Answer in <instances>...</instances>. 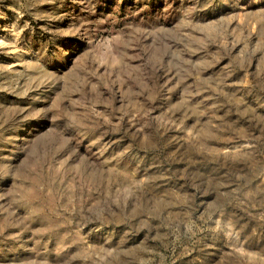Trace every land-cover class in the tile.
<instances>
[{"label": "rangeland", "instance_id": "1", "mask_svg": "<svg viewBox=\"0 0 264 264\" xmlns=\"http://www.w3.org/2000/svg\"><path fill=\"white\" fill-rule=\"evenodd\" d=\"M0 264H264V0H0Z\"/></svg>", "mask_w": 264, "mask_h": 264}]
</instances>
